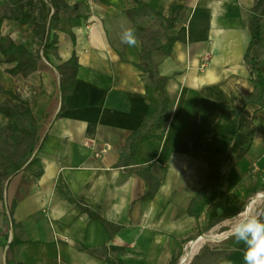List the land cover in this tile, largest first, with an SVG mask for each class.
Wrapping results in <instances>:
<instances>
[{
  "label": "crops",
  "instance_id": "0c3cea01",
  "mask_svg": "<svg viewBox=\"0 0 264 264\" xmlns=\"http://www.w3.org/2000/svg\"><path fill=\"white\" fill-rule=\"evenodd\" d=\"M67 1L81 17L72 34L53 31L56 52L44 58L48 68L39 61L29 75L7 79L28 83L20 96L30 102L37 122L35 153L43 171L35 179L20 170L4 182L0 264H6L13 235L18 244L9 258L17 264H178L188 241L227 224L264 191V106H244L253 88L248 62L264 64V15L263 41L251 45L248 25L257 0H144L164 15L180 7L169 30L176 37L170 54L152 53L165 77L171 113L163 131L128 158L126 139L148 104L147 77L135 66L141 19L125 13L133 0ZM14 2L15 13L30 20L39 9L45 18L52 12L48 0ZM6 24L11 30L4 34L36 50L29 27L10 20L2 28ZM21 27L28 42L14 37ZM124 28L134 29L137 47L121 42ZM73 54L75 84L61 102L55 66ZM4 98L0 94V102ZM6 121L0 114V126ZM224 155L221 195L192 214L209 164ZM143 171L156 184L153 194L147 193ZM224 238L222 256L211 258L216 247L197 253L189 264H244L245 244L232 233Z\"/></svg>",
  "mask_w": 264,
  "mask_h": 264
},
{
  "label": "trees",
  "instance_id": "16d2710c",
  "mask_svg": "<svg viewBox=\"0 0 264 264\" xmlns=\"http://www.w3.org/2000/svg\"><path fill=\"white\" fill-rule=\"evenodd\" d=\"M134 6L125 11L132 19H144L153 24L147 28L144 25L136 26L140 39L139 60L135 66L147 77L145 94L147 108L139 125L126 139V154L131 158L138 146L152 137L161 133L169 120L171 104L165 91V77L160 75L152 59V53L169 55L176 37L169 33L176 22L177 5L170 7L168 15L151 9L144 0H133ZM51 14L44 17L42 9L38 10L37 18L30 20L24 16L17 15L9 3H3L0 10V30L6 21H15L30 28L31 41L36 44V50L28 49L23 43L13 39L9 34L0 35V64L7 66L6 71L11 75L20 74L27 76L37 70L38 62L43 57L48 60L50 53L56 52L55 43L57 36L55 30L65 31L72 34L71 27L79 23L81 14L77 13L76 5H69L67 0H48ZM264 15V0H257L252 7L249 19L250 44L262 42L260 20ZM122 56V55H121ZM252 90L244 96V106L255 104L257 107L264 106V64L251 60L248 62ZM60 75L59 90L61 102L73 90L75 77L78 69L77 57L73 54L68 60L55 66ZM5 98L0 102V114L7 121L1 133L5 137L4 144L0 147V198L3 195L5 180L20 170L29 173L33 178L42 174V165L35 150L37 142V122L31 111L30 102L23 99L18 93L3 90ZM224 155L221 160L210 163L207 169L206 183L199 192L197 199L191 203L189 211L198 215L203 208L212 200L221 195L219 184V164L226 160ZM147 186L148 194H153L156 184L152 183L146 171L142 172ZM14 202L11 203V210ZM18 240L11 238L6 255V264H17L13 262V255Z\"/></svg>",
  "mask_w": 264,
  "mask_h": 264
},
{
  "label": "rangeland",
  "instance_id": "374dc122",
  "mask_svg": "<svg viewBox=\"0 0 264 264\" xmlns=\"http://www.w3.org/2000/svg\"><path fill=\"white\" fill-rule=\"evenodd\" d=\"M14 1H16V0H0V10L3 9V3L6 2V3H9V4H14V3H16ZM17 5H18V3H17ZM30 6L28 8L31 11H28V12H32L33 9H34V8L30 9ZM137 24L138 25H144L147 28L153 27V24L146 22V20H144V19H141L138 22H136V26H137ZM4 26L5 27H3L0 30V35L4 34V33H7V31L11 30V27L7 26V24L4 25ZM14 37H16L17 39H20L21 41L25 40V41L28 42V33H27V30H26V27L25 28L21 27V30H19L18 34L14 35ZM30 41H31V39H30ZM31 43H32V41H31ZM35 47H37V45H35ZM39 61H40V65L42 67H44L45 69L48 68V66H47V64H46V62H45L43 57ZM6 68H7V66L5 64H0V94H4L3 90L12 89L13 88L16 93L21 95L22 92H23V89H27L26 85L28 83H25V82H22V81L20 83L18 81L14 82V83H9L7 81V79L9 78L10 74L6 71ZM17 89H19V90H17ZM3 127L4 126H0V141L4 142L5 137L1 133ZM260 194H264V191L262 193H260ZM253 200L246 201V203L241 207L239 213L237 215H235V217L232 218L227 224H225L223 226H217V228H215V229H209V230L203 232L200 235H196L190 241H188L186 243V246H185V249L183 251V254L178 259V262L184 256V254L187 252L190 242L196 240L199 236H201L203 234H208V235H211V236H213L215 238H218V239H209V238L200 239L197 242V244H196V246L194 248V251L192 252L190 258L185 262V264H189L197 253H200V252L202 253V251H211L212 248H216V247H219L220 249L217 250L216 254L213 257H211V258L216 259L219 256H222L226 252L227 245H228L227 244V239L224 238L225 237L224 235H229V234L232 233L231 232L232 227L235 225V223L239 219L243 218L242 217V213H246L247 210H248L247 213H254L255 211H257L259 209H264V198L259 197V198L253 199ZM248 206H249V209H248ZM220 235L221 236L223 235L224 237H221ZM219 237H221V238H219Z\"/></svg>",
  "mask_w": 264,
  "mask_h": 264
},
{
  "label": "clouds",
  "instance_id": "9594fccd",
  "mask_svg": "<svg viewBox=\"0 0 264 264\" xmlns=\"http://www.w3.org/2000/svg\"><path fill=\"white\" fill-rule=\"evenodd\" d=\"M121 42L130 47H137L138 40L132 28H124L121 33ZM232 227L231 232L235 239L245 244L244 264H264V209L254 213H242Z\"/></svg>",
  "mask_w": 264,
  "mask_h": 264
},
{
  "label": "bare ground",
  "instance_id": "6f19581e",
  "mask_svg": "<svg viewBox=\"0 0 264 264\" xmlns=\"http://www.w3.org/2000/svg\"><path fill=\"white\" fill-rule=\"evenodd\" d=\"M257 196L254 198V199H256L257 197L259 198V197H262V198H264V194H256ZM254 201V200H253ZM250 206V205H249ZM249 206H248V209H249ZM247 207V206H246ZM246 212V211H245ZM247 212H248V210H247ZM246 212V213H247ZM224 235V234H223ZM221 236V237H226V236H228V235H224V236ZM221 237H219V238H221ZM203 238H209V239H218V238H215V237H213V236H211V235H208V234H203V235H201V236H199L196 240H194V241H191L190 242V244H189V248H188V250H187V252L184 254V256L179 260V262H178V264H185V262L190 258V256H191V254H192V252L194 251V248H195V246H196V244H197V242L200 240V239H203Z\"/></svg>",
  "mask_w": 264,
  "mask_h": 264
},
{
  "label": "built area",
  "instance_id": "2783aa9c",
  "mask_svg": "<svg viewBox=\"0 0 264 264\" xmlns=\"http://www.w3.org/2000/svg\"><path fill=\"white\" fill-rule=\"evenodd\" d=\"M89 1H91V0H89ZM107 149H108V146L106 145L103 148H101L99 151L95 152V156L99 157V156L103 155L107 151Z\"/></svg>",
  "mask_w": 264,
  "mask_h": 264
}]
</instances>
